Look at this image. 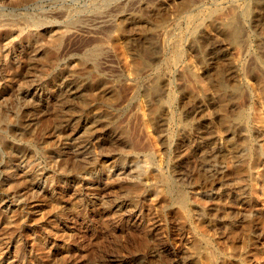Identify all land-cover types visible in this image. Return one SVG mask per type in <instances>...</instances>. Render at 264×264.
<instances>
[{"label": "rangeland", "instance_id": "374dc122", "mask_svg": "<svg viewBox=\"0 0 264 264\" xmlns=\"http://www.w3.org/2000/svg\"><path fill=\"white\" fill-rule=\"evenodd\" d=\"M0 33V264H264V0H0Z\"/></svg>", "mask_w": 264, "mask_h": 264}, {"label": "bare ground", "instance_id": "6f19581e", "mask_svg": "<svg viewBox=\"0 0 264 264\" xmlns=\"http://www.w3.org/2000/svg\"><path fill=\"white\" fill-rule=\"evenodd\" d=\"M187 4V3H186ZM188 5V4H187ZM178 7V6H177ZM185 7V6H184ZM179 8V7H178ZM179 10H181V9H179ZM122 20V19H121ZM121 23V22H120ZM123 30V29H122ZM3 34L2 33H0V37L2 36ZM31 37V35L29 34L28 36H27V38H30ZM58 39V36H56V37H51V39L49 40V41H47V42H42L41 41V45H43V47H50V46H52L53 44H55L56 43V41H58L57 40ZM44 41H45V39H44ZM31 46H33V45H31ZM262 85V84H261ZM256 91H258V90H256ZM161 127V126H160ZM242 129V128H241ZM116 136V135H115ZM114 140H116V141H120L121 140V137H120V135H118V136H116L115 138H114ZM113 140V141H114ZM115 141V142H116ZM80 142V141H79ZM118 144V143H117ZM134 145V144H133ZM135 147V146H134ZM246 149V148H245ZM255 153V152H254ZM228 154V153H227ZM229 155V154H228ZM141 163V162H140ZM252 167V166H251ZM144 168V167H143ZM201 171V170H200ZM132 177V176H131ZM161 179V178H160ZM167 179V178H166ZM138 180V179H137ZM162 180V179H161ZM164 180V179H163ZM204 180V179H203ZM140 181H136L135 183H132L131 185H130V191L128 192V196L131 198L132 197V195L131 194H135L136 193V191L140 188ZM166 187V186H165ZM167 187H169V185L167 186ZM128 188V187H127ZM176 191H178V190H176ZM237 191V190H236ZM178 193V192H177ZM176 193V194H177ZM174 194H175V192H174ZM175 194V195H176ZM203 199V198H202ZM167 249V248H166ZM166 253V252H165ZM168 253V252H167ZM172 258H174V257H172Z\"/></svg>", "mask_w": 264, "mask_h": 264}]
</instances>
